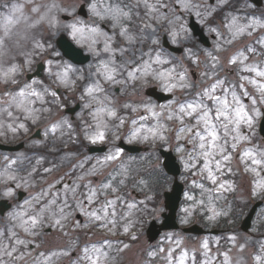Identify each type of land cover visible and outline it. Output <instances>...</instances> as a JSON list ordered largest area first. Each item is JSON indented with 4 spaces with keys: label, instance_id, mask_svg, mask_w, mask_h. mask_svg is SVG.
Returning <instances> with one entry per match:
<instances>
[{
    "label": "rangeland",
    "instance_id": "374dc122",
    "mask_svg": "<svg viewBox=\"0 0 264 264\" xmlns=\"http://www.w3.org/2000/svg\"><path fill=\"white\" fill-rule=\"evenodd\" d=\"M229 1L149 0V4L155 6L154 10L150 11L144 6L143 0H102L104 6L119 5L120 8L130 14V18H122L115 26H113V21L107 17L100 19L90 11V5L93 2L100 4L101 0L89 1L87 5L88 17L85 20L75 15L82 0H16L9 5L4 12L5 18L0 19V40H3V45L0 46V62L5 60L7 52H14L22 45L19 28L25 25L29 26L30 23L27 18L25 20L18 18L20 15H26L32 20L34 24L32 31L35 26H39L45 29L52 28L55 36L59 32L67 33V36L77 47L91 55V59L84 66H75L65 61L56 50L51 51V55L41 61L45 65V81L49 82L48 80H50L53 86L45 85L43 79H34L27 83L23 82L22 85L15 88L13 85L15 83H12V80L19 72L17 66L11 65L7 67L2 64L0 66V139L4 141H15L21 137L26 139L32 131L37 128L40 129V138L27 141L24 151L8 158L0 154V199L14 198L15 191L11 189V184H15L17 189L27 191L28 194L4 219H0V227L8 230L12 228H15L14 230L20 229L22 234V238L15 240L13 243L5 239V236H0V255L17 251V249L14 250V247L21 244L17 243L19 240L23 241L24 249L27 250L30 246L34 248L32 251L22 252L19 255V264H53L54 262H56L55 264H67L64 257H66L68 252L66 247L69 243L67 240L69 235L67 236L63 224L70 220L74 221L73 217L76 212L84 216L85 221L90 222V227L95 226L96 223H101L102 225H107V228H121V233L126 234L129 230L127 232L124 231L126 227L128 228L125 220L134 212L136 207L134 202L125 200V197L118 193V188L124 185L123 180L125 177L123 172L125 167L123 165L119 166L120 155L113 160H105V157L109 155H116L118 150L116 141L120 138L127 140L129 143L140 144L165 142L167 146L173 147L181 155L182 160L180 162L185 170L182 180L188 184V189L183 197L185 204L180 210V223L182 225L202 219L210 227L220 225L222 222L228 226V222L231 220L229 216L231 205L226 195L228 192L233 191V187H235L229 181L221 179L225 172L231 170L227 167L228 160L225 161L222 155L217 154L208 162L216 178V183L214 184L209 179L208 171L204 167V158H196L199 155V149L194 150L193 145H188L192 143L189 142V134L187 132L179 131L178 136L174 140L170 139L167 141L166 138L160 139L159 135H154L149 129H153L162 135L164 129L162 119H169L170 113L168 112H174L172 115L177 118L178 104L191 102L196 98V82L193 83L191 79L190 68L183 70L181 67L183 60H192L196 68L202 69V73L198 71V84L200 86L211 85V83H207V80L214 74L227 73L229 77L224 80L227 83L224 86L229 88V98L237 82H239V85L244 84L245 86L242 89L237 85L236 93L241 96L246 106H251L252 98H259L256 86L241 80V76H247L250 79H261L254 72L242 71V69L245 65H254L259 69H264V0L259 8L245 1L242 2L243 5L238 9L228 6ZM14 5L19 6V11H11ZM174 5L179 6L181 14L175 13V9H172ZM33 8L38 9V11L33 12ZM165 8L167 9L166 12H164ZM191 8L193 9L189 10ZM219 9L222 10L219 19H214L211 15ZM63 14L70 16V20L66 22L61 20V15ZM190 14L193 15L195 21L203 28L207 36H214L215 39L210 42V48H204L197 43L187 29ZM10 15L13 22L8 24L6 18ZM17 15L19 16L17 17ZM139 20L140 27L137 28L136 22ZM102 21L111 25L110 34L99 28V23ZM20 23L21 25H19ZM163 23H166L164 31H162ZM72 24L84 29L83 38L77 33L76 38L73 39L72 30L69 27ZM142 24H145L144 31L141 30ZM92 28H96L98 31L96 33L89 31ZM239 29H243V31H238ZM121 31H124L125 34L121 35ZM161 32H165L166 39L171 46L181 49L179 58L162 54L160 49H157L159 52L157 50L156 52L151 50L147 53L141 52L144 42L154 46L159 44V41L162 40ZM32 37L33 34L31 33ZM106 45L109 49L107 52L104 50ZM243 46H247V49L242 50ZM249 49L254 51H249ZM22 50L23 52L20 55L25 56L26 52L24 49ZM241 53H243V56L240 55ZM212 54L226 55L225 66L221 67L219 59H214L213 57L209 59ZM157 55H159L161 60L167 61V63H154ZM232 57L237 58L236 64L229 63ZM244 57H247V59H244ZM241 60H243V64L240 63ZM102 61L108 63V69L102 66ZM148 64L151 67L148 68V74H146L143 69ZM213 64H215V68H213ZM28 65V61L25 60L24 66L27 67ZM69 65L71 70L65 75V67ZM12 68H15V71L9 72V69ZM112 68L116 69V72L112 73L115 76V81H108L105 76ZM137 69H140V71H136ZM129 71L135 72L136 79H129ZM159 72H170L171 75L161 77L157 75ZM5 73H7V77H5ZM204 73H208L210 77L206 78ZM181 74L185 77L183 81L179 79ZM5 79L8 82L5 83ZM221 79H224V77L222 76ZM97 83L104 88V91L94 92L89 95L87 93L88 87ZM150 83L157 86L159 90L175 93V98L163 105H157L152 100L146 99L143 92ZM182 83L191 87H181ZM26 85H31L32 90L40 93V98L30 96L25 101V104L18 108L15 102H11V96L16 95ZM172 85H175V87H172ZM55 88L60 90V99H55V96L52 95ZM244 90L249 92V97L242 96ZM61 91L64 92V95ZM6 93L11 95H6ZM179 94L182 99L177 98ZM216 94L219 95L220 91ZM94 96L96 99H93ZM62 99L70 106L76 103L80 106L79 112L75 114L76 121L73 124L69 121L68 116H65L64 112H62L64 107L55 115V118L51 117L48 119L45 116L49 114L50 108L57 106ZM125 105L128 107H125ZM102 107L114 109L116 116L112 117L108 116L106 112H98L97 110ZM256 107L261 111L264 109V104L257 103ZM148 108H151V111L147 110ZM133 109L135 110L133 111ZM120 110L126 112L128 110L130 113L122 114ZM9 112L11 116H9ZM153 113H156V115H153ZM121 120L124 121L123 124H121ZM188 122H190L189 118L185 117L183 125H187ZM27 123L33 126V130L30 131L28 129ZM53 125H57L55 132L51 130ZM76 125H80L81 128L76 127ZM180 125H182L181 121ZM122 126L128 130H125ZM255 126L256 120L251 129L242 126L241 131L246 136L249 133L250 136H254ZM73 127L81 129V133L74 134ZM134 131L137 133L136 135H133ZM97 132H103L104 139H108V152L104 155L96 156L98 158L92 160V165L84 171V175L79 173L73 180L76 186L79 181L87 183L84 189L86 194H81L83 196L76 198L73 213H67L66 210L69 207L65 206V200H63L61 205L52 203L55 197V184L59 179L51 182L47 177H42V174L47 176L48 170H41V164L44 160L40 155V151L45 147L58 150L60 148L58 142L64 144L63 147L76 144L82 150L86 148V144L87 146L97 145V142L101 141L97 140L96 143H92L89 139ZM180 140L185 141L181 144ZM246 143V140L238 143L241 147V154L239 153L237 165L232 168V171H241V166L247 160L243 154L245 147L242 149V146ZM225 147L226 149L228 148V143ZM178 148L180 149L179 151L177 150ZM231 148H228L225 154L230 155ZM245 151H251V149L247 148ZM189 153L193 154V158H190ZM77 155V153L72 152L62 154L57 166H68V168H73V165L82 166L84 161H78ZM216 160L220 161L219 168L216 167ZM186 163L192 164L194 167L186 168ZM52 168L56 169V166ZM62 170L63 168L60 172ZM35 173L38 174L39 178L31 179V176ZM256 175L259 176V174ZM204 177L209 179V186L201 182V178ZM64 180L66 181L67 178ZM94 180L96 181L95 183L92 182ZM106 183H110L111 188H103L102 185ZM37 184L40 187L35 189ZM169 184H171V179ZM220 185H223V187H220ZM168 188H170V185ZM235 188L243 195L239 186ZM92 189L96 191L97 195L89 203L86 196ZM112 189H115V191ZM8 191H11L12 194L5 195ZM66 191L69 190L64 189L63 193ZM108 201H113L114 203L106 208L105 213L101 210L107 206ZM130 205L131 207H129ZM61 208L64 209L63 213L60 212ZM120 208H122V213L120 219H117ZM54 209L59 210L57 215L53 214L52 210ZM91 212H97L102 219L96 221L90 218L88 213ZM33 217L37 220L35 225L32 224ZM57 220L60 221L59 224H56ZM43 222L44 225L41 226ZM102 225L100 227L95 226V234H97L98 230L100 232L105 230L106 227L104 228ZM49 226H53L54 228L51 230L57 234L56 238L53 237L55 243L49 244L46 254L37 256L38 254L35 251L37 249L40 250L41 243H35L34 238L42 237L48 239L49 236L43 233ZM237 236H240L239 229L232 228L230 237L235 238ZM209 241L214 245L217 244L216 238L207 239V242L203 238L188 242L180 233L169 234L156 246V249L160 251L155 255V258L158 259V263L169 264L168 253L171 251V264H179L182 254L187 253L184 256V264H188V259L197 250L205 255L210 252L208 256L210 258L215 255L218 256L220 251L217 246L212 251L204 247L205 242L208 243ZM73 244L74 242H72ZM117 244L122 250H127V253L130 254L127 259L128 264H131L130 262L132 261L137 263L139 250L133 253L130 249L134 247L139 249L140 246L138 244H131L130 246ZM237 246L234 242L231 247L235 250ZM99 248L101 249L102 247ZM91 249H89V255H93ZM161 249H164V251H161ZM77 252L82 253L84 250L80 249ZM103 252L107 255L106 257H101L102 260L100 262L115 264V258L113 259L109 255L110 251ZM59 255L61 259H57ZM119 263L120 261L116 264Z\"/></svg>",
    "mask_w": 264,
    "mask_h": 264
},
{
    "label": "snow or ice",
    "instance_id": "6c2138e0",
    "mask_svg": "<svg viewBox=\"0 0 264 264\" xmlns=\"http://www.w3.org/2000/svg\"><path fill=\"white\" fill-rule=\"evenodd\" d=\"M143 4L146 8H148L150 11L154 10L155 6L149 4V0H143ZM12 12L19 11V6L14 5ZM33 12L38 11V9L33 8ZM90 11L98 16L100 19L108 18L111 21H113V26H115L117 23L121 21L122 18H130L129 12L124 11L122 8L119 7V5H107L104 6L102 3V0L100 4L93 2L90 5ZM6 22L8 24H11L12 18L11 15L6 18ZM69 27L72 30L73 39L76 38L77 33L80 34L81 38H83L84 29L78 28L75 24L69 25ZM183 27V26H182ZM89 31L96 33L98 29L92 28L89 29ZM238 31H243V29H239ZM125 32L121 31V35H124ZM131 39V37H129ZM3 45V40H0V46ZM39 47V45H38ZM106 52L109 51L107 45L104 49ZM249 51H254L253 49H249ZM243 56V53L240 54ZM215 59V58H214ZM244 59H247V57H244ZM154 63L162 64L167 63V61H163L160 59L159 55H157L156 60ZM230 64H236L237 58L232 57L229 60ZM241 64H243V60L240 61ZM102 66L105 69H108V63L101 62ZM151 65L148 64L143 71L148 74V68H150ZM213 68H215V64H213ZM71 70V66L65 67V75L68 71ZM15 68L9 69V72H14ZM136 71H140V69H137ZM174 71V70H173ZM242 71L247 72H254L255 75L260 80L257 79H250L247 76H241V80L247 81L248 83L255 85L257 88V91L259 92V98H252L251 99V106H246L243 100L241 99V96H238L236 91L233 89L230 93L229 98V88L225 87V81L217 79L214 83L210 85V87H205L202 90L195 93V99H193L191 102L187 103H180L177 106V119H179L183 125V121L185 117H188L190 122L187 125H183L180 128L181 132H187L189 134V142L192 143L193 149H199V155L196 158L203 157L205 160V169L208 171V177L212 180V182L216 183V178L213 175L212 169L209 167V161L213 159L217 154L222 155L223 159L225 161L230 159V156L225 154L226 153V147L228 143V137L231 136V139L234 141L232 144V147L235 148L236 144L243 140H248L249 137L244 135L241 131L242 126H246L249 129H251L254 125V122L257 117H260L264 115L260 111L259 108L256 107L257 103L264 104V69H259L257 66H248L245 65V67L242 69ZM116 69L112 68L110 72L105 76V79L108 81H115V76L112 73H115ZM158 76H170L171 73H165V72H159L157 73ZM205 76L208 75V73H204ZM5 77H7V73H5ZM129 79H136L135 72L129 71L128 72ZM179 79L183 81L185 79L184 75H180ZM4 82H8L7 79L4 80ZM12 83H15V80H12ZM181 87H191L190 85H184L183 83L180 85ZM172 87H175V85H172ZM240 88H244V84L239 85ZM220 89V94L217 93V89ZM171 90V89H169ZM104 88L99 84H95L94 86H89L87 89V93L89 95H92L94 92H103ZM6 95H11L6 93ZM53 96L56 94L53 92ZM36 97L40 98V93L36 92L35 90H32L31 85H26L25 88L20 89V91L16 95L11 96V102H15L16 106L18 108L22 107L25 104V101L28 97ZM242 96L249 97L250 94L247 90H244L242 93ZM93 99H96L94 96ZM210 102V103H209ZM30 103V101H29ZM125 107H128L125 105ZM147 107V106H146ZM27 110V109H25ZM135 109H133L134 111ZM147 110L151 111V108H148ZM98 112H106L108 116H116V112L114 109H107V108H99L97 110ZM153 115H156V113H153ZM9 116H11V113L9 112ZM169 119H172V115H169ZM121 124H123V120L120 121ZM135 123V121H133ZM23 127V125H21ZM57 128V125L52 126V131L55 132ZM150 132H152L154 135H159L160 139H164L163 135H160L153 129H149ZM137 133L134 131L133 135H136ZM92 143H96L97 140H103L104 139V133L103 132H97L94 136L89 137ZM180 150L179 148L177 149ZM119 155V150H117L116 155H109L105 157L106 161H110L116 158V156ZM257 155H259L261 158H257ZM190 158H193V154L189 153ZM244 156L249 157L251 159V163L253 165H262L264 164V153H258L254 154L251 151H245ZM186 168L194 167L192 164H185ZM216 167H220V161L216 160ZM255 171V169H252ZM123 183V181H121ZM68 187L67 185L65 186ZM103 188L108 189L111 188L110 183H106L102 185ZM220 187H223V185H220ZM261 187H264V185H261ZM115 191V189H112ZM74 191V190H73ZM255 191V190H254ZM11 191H8L5 193V195H11ZM97 193L94 189L90 190L89 193L86 196V199L89 203H91L96 197ZM52 203H55V200L52 201ZM114 202L108 201L107 206L102 209L101 211H104L106 213V208L108 206H111ZM65 206H67V202L65 201ZM131 207V205L129 206ZM64 209L61 208L60 212L63 213ZM114 214V213H113ZM89 217L99 221L102 219L101 215H99L97 212H91L88 213ZM37 223V220L35 217L32 218V224L35 225ZM60 221L57 220L56 224H59ZM114 223V221H112ZM107 226V225H102ZM27 230V229H26ZM125 232L128 231L127 227L124 229ZM135 238V237H133ZM17 243H23V241H17ZM204 247L207 248L208 245L205 242ZM262 249H264V246H262ZM161 251H164V249H161ZM85 257L87 261H89V264H100L101 257H106V253H104L100 248L93 247L91 249V252L93 255H89V249L85 248ZM8 255H11V252L8 253ZM150 255H154V253H150ZM187 253L182 254V257L180 258L179 264H184V256H186ZM171 251L168 253V260L169 264H171ZM256 259L258 261L261 260V257L257 256ZM227 260V258H226Z\"/></svg>",
    "mask_w": 264,
    "mask_h": 264
},
{
    "label": "water",
    "instance_id": "95a60500",
    "mask_svg": "<svg viewBox=\"0 0 264 264\" xmlns=\"http://www.w3.org/2000/svg\"><path fill=\"white\" fill-rule=\"evenodd\" d=\"M63 50L65 53L68 54V56L70 58H72L73 60H75L77 62H83L87 59V58H81V54L78 51H75L74 49H72V47L68 46L67 44H65L63 46ZM158 99H159V101H162V100H165L168 98L167 97H159ZM164 167L169 174H171L173 176H177L178 166L175 164V162L172 158H170L169 156H166V155H165ZM180 191H181V187L175 181L173 188H172V191L165 195L166 206H167V209L169 210V214L167 216H165L166 221H165V224L163 226L164 228H175L176 227L174 224V217H175V211L177 209Z\"/></svg>",
    "mask_w": 264,
    "mask_h": 264
},
{
    "label": "flooded vegetation",
    "instance_id": "af4514ba",
    "mask_svg": "<svg viewBox=\"0 0 264 264\" xmlns=\"http://www.w3.org/2000/svg\"><path fill=\"white\" fill-rule=\"evenodd\" d=\"M255 143H256V146H257L256 153L255 154L264 153V142H263V140L258 137V140ZM257 158H261V157L259 155H257ZM261 175L264 176V170H262ZM258 189L260 191L261 190V187H258ZM260 200H261V202L263 204V207H264V195L261 196ZM262 216L263 215L261 213L258 214L256 216V220L254 222L255 226H258L257 229H259V230H262L264 228V226H259V225L262 224V222H261V219L263 218ZM263 262H264V260H263Z\"/></svg>",
    "mask_w": 264,
    "mask_h": 264
}]
</instances>
